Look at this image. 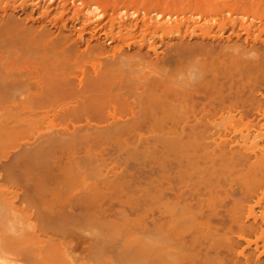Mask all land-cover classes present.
<instances>
[{"label":"rangeland","instance_id":"374dc122","mask_svg":"<svg viewBox=\"0 0 264 264\" xmlns=\"http://www.w3.org/2000/svg\"><path fill=\"white\" fill-rule=\"evenodd\" d=\"M227 31H225L226 33L223 32V34L224 35L227 34L229 32V31L228 32ZM130 34H133V33H130ZM130 34H128L129 36H127V34H125L124 36L123 35L118 36V40L116 39L117 37H115L116 41L114 40L113 42L108 37H107V39L105 38L106 40H104V38L102 37L100 39V41L101 40L103 41L102 43L104 46V48H103L104 54L102 52H99L102 49L100 47L96 46L97 44H95L94 46H92L93 50H91L94 53H91V51L88 52L89 50L84 51V52H78L79 56L78 57L74 56V58L75 57H77V58L72 59V61H70V63H68L67 65L63 66V68L53 67L54 65H49L48 67L43 68L42 66L33 64L31 62H29V63L25 62L23 64L22 63L23 61L19 62V65L17 64V66L19 68L23 69L24 72H27L29 75H31L33 77L31 80V84H30V88H32L33 91H37V87L39 85H42V83H48L47 86H49V87H47V88H51V91L48 94L37 95V96L31 95V96H28V98H27L26 97V93H27L26 88H24L23 91L21 89H19L20 91H18V92H17V90H18L17 89V90H15V94H12L11 97H13V95H14V97L12 99H7L6 102H0V106H7V108L8 107L10 108V113L8 115L5 112L2 113L3 111L2 112L0 111V220L2 221V223L1 222L0 223L2 225H4L3 220H5V224L7 223L6 225H12L13 224L15 227H19L22 229L24 228L25 232L23 230H22V232L24 233V235L27 234L26 235L27 239L29 238L28 235H30L29 241H0V246L3 249V250L2 249L0 250V255L5 258V264H7V261L8 262L10 261L12 263L14 262L13 264H17V263H19V264L20 263L21 264H72V262H71L72 259L70 262L67 258L66 259L68 261L65 260L64 256L60 252V249H58L59 247L60 248L62 247V250L63 249L65 250V247L68 248L67 251L70 250V253L72 250L71 248H73L72 253H71L72 255L64 253V255H68L69 258H70V256L74 255L75 260L73 259V261L75 263H73V264H79L80 262H82V264H156V262H154V257H153L154 250H155L154 243L156 241H124V238L127 235L129 236V234H130V236L131 235L135 236V238L136 237L141 238L142 236L145 237L146 235L147 236L148 235L149 236L154 235V232H155L154 222H155V219L157 220V218L159 217L158 216L159 212L155 206L157 203L155 197H158V194L156 193L158 191L157 186L160 187V184L162 185L161 181H157V180L159 178H160L159 180L163 179L162 180V182H163L162 194L165 195V197L162 196L163 200H164V198H165V200L166 199L173 200V198H175L174 201L177 200L176 202L179 203L181 201V203H182L183 200H180V198H179L181 196H178L180 194L182 196H184L183 193H181V192H186L187 196L185 194V196L183 198V199L187 198L185 200H188L191 197L193 198V200L196 199V201L198 199H201V198H206V197H204L206 194L204 196L199 195L200 197L197 196L199 198H195L196 192L198 194L199 193L202 194V192H203V194H204L205 192H207V187L209 188V186L206 185L207 187L205 190L204 189L205 187L202 188V186H201L202 184H203V186H205V185H204V183L201 182L202 184H200V186L204 190L202 192H200L201 188H200V186L197 185L200 188V190H197L198 187L196 186L197 191L193 192L194 190L192 191V189H193L192 185L196 184V182L191 178L190 180L194 181L195 183H192V181H191V183H192V185L190 183L191 187H190V185H188L189 181L187 179L188 177L186 176V173H185V175H183L184 174V171H183L184 168L182 169V167H185V163L183 162V160L179 161V163H181V162L184 163L183 166L181 165L182 167L179 166L180 164L176 165V163L169 161L166 158L162 162L163 165H161L162 163L160 164L164 168L159 167L158 163H157L158 165L156 164L157 160H155V159L157 158V156L156 157L153 156L156 152L155 151L156 149L153 147H157L156 146V142H157L156 138L157 137H155V136L159 135L162 132V130H163L162 127H160L158 129V128H155V126H154L152 128V130H153L152 131L151 129H149L150 127L146 126V124H141V125L137 126L136 128H132V129H131V127H128L129 130H127V131L118 129V131L120 130L119 132H116L117 130H115V132L114 131L111 132L110 129H112V128H107V126H109V125H110V127L113 126L112 124H115L114 123L115 121H116V123L120 121L119 123L123 122L126 124V122H127L129 124L130 120L133 122V117L135 118L134 115H138L136 117V119L139 118V115H141L142 109L139 105V102H137L138 99H136V101H135L136 97H134V96H136L141 91V89L144 90L143 83H144V85L146 84L145 86L147 87L148 80L150 78H153L154 76H157L158 75L157 73H159L158 70L160 69V67H158V66H155L157 69L153 65L149 66V63L148 64L145 63L144 65H142L144 68L140 67L141 65H137V67H136V66H133V64H131V66H133L134 69L137 68L136 71L134 69H131L128 67L129 66L128 63H131L132 61L128 60L129 58H127V57H129L130 55L136 56V54L138 52L137 49L134 48V47H136L135 45L128 44L131 42V39H132V36H130ZM224 35L222 36V38L220 37L221 39L220 38H215V39L203 38V40H202V38H198V37L195 38L196 36L184 38L186 40L188 38L187 41H194L195 39H198V40L201 39L200 42L202 44H204L206 46L213 47V50L219 49L221 44L223 45L225 43L223 45V46H225L228 44H233V42L235 43V41L237 42V40H238V43L240 44V45L238 44L239 45L238 47L241 46L240 50L239 49H238L239 51L233 50V52H232V51H230V49L228 47L225 46V49L223 48L222 49L223 51L221 50V52H220L221 54L218 53V54H220L219 55L220 59H218L219 57L216 58V56H214V55L212 57L209 56L210 58L208 56H205V55H202V56L200 55V57L194 56L195 58L197 57L196 59L195 58L192 59V57H191V58H188L187 60H185L186 61L185 63H180L179 59H181V57L178 58V55H175L178 59V60H176V57L174 56V53H173L174 52L173 48H171V47L170 48L168 47L169 48L168 49L167 46H163V45L160 46L159 45L157 47V52H158V54H161V57L163 55L162 60H164V61L161 60L162 63L164 64L163 65V67H164L163 71H165V69H173L174 70V71L172 70L173 73L177 72L178 76H179L180 73H182L183 71L186 72V70H187L188 73L190 72L189 74H193V76H187V77L188 78L190 77L191 79H193L195 81H204L205 79L211 78V74H210L211 72L209 73V71H208L206 73V71H207V69H206L205 73H204L203 69H204V67L209 68L210 66L208 67L207 64L209 63V65H210V63H212L211 65L214 66L215 69H217L216 80L218 79V81H216V83H218L217 86H218V89H220L221 94L224 95V98H225L224 100L230 101V99H232L235 102L237 101L235 107L232 108L235 110L227 109L230 111L226 112L224 110L222 112V113L226 112L224 114H222L221 112L217 113L218 115L213 114V115H215L214 116L215 118L217 117L214 120H217L216 123H218L217 125L220 126L221 130L225 129L224 131H221L220 128H218V130L221 131V134H223L224 137H227L228 135H229V137H231L230 134L234 137L237 134V136L240 137V133L238 131L241 130V132L243 131V133H246V127L248 125L247 126H245V125L248 124L247 123L248 119L250 121L252 119V121H253V118H254V121H256V122H257V120L260 119L258 114L255 113L256 111L254 112L255 109H254V106L252 105V103L249 104V103H247V101L245 102V100H247V98H249V96L252 94L254 96H257L256 97L257 99H260V97H261V95H259V93L264 94V66H263L264 65V47H263L264 42H261L262 43V45H261L260 42L259 43L257 42L259 40H256V42H254V41L249 39V41H252L251 43L254 42L252 45L251 43H248L249 41L246 42L247 39L245 40L244 38H242L243 36L240 37L241 38L240 40L237 38H236L237 39L236 40L234 37H230V39H232V40L227 39V41H226V39L224 38L226 36H224ZM134 36L137 37V35H134ZM134 36H133V38H134ZM174 36L175 37L172 36L170 39L167 37L168 40L165 37V40H167V41L172 40L174 42H177L176 40H178L177 39L178 37L176 35H174ZM137 38L140 39L139 35ZM129 39H130V41H129ZM123 42H124V44H123ZM113 43H115V44L113 45ZM117 43L120 45V47ZM157 43H161V42L159 40H157ZM245 43H247V45ZM218 44H219V46H218ZM248 44H251V45H248ZM250 46H252V47H250ZM105 47H106V49H105ZM111 49L113 51H111ZM162 49H163V51H162ZM141 50H142L141 53L143 55L140 53ZM141 50L139 51V54L144 56L143 58L146 59L145 60L146 62L148 60L154 59V54L152 51H149V53L150 52L151 53L147 54L148 51L146 53L144 52V51H146V49L143 48ZM255 50H257V51H255ZM110 51H111V53H110ZM168 51H170V52H168ZM234 51L236 53H238L237 54L238 56L236 55V53H234ZM247 51L249 53H246ZM253 51H254V54H253ZM242 52L245 56L241 54ZM132 53H134L135 55ZM250 53H251V55L253 54L252 57H249V56H251V55H249ZM95 54H97V55H95ZM105 54L107 55L106 59L104 57V56H106ZM126 54L127 55L129 54V56H127ZM151 54H152V56H151ZM256 54H257V56H256ZM80 55H82V56H80ZM118 55H120V56L118 57ZM241 55L243 56V58ZM108 56L111 57L110 61L115 60L112 58V56L113 57L115 56L116 60H117V58L126 57V60H128L127 61L128 63L124 62V66H123V62L120 63L121 65L119 64V62H117V64L115 63V64L110 65V64H108L110 62ZM133 56H130V57L135 59V57H133ZM166 56H167V58H166ZM231 56L233 58H231ZM234 56H235V58H237V57H239V58H237V60H236L234 58ZM246 56H248V57L246 59H244ZM168 57H169V59H168ZM214 57L216 60L213 59ZM255 57L258 59H256ZM206 58L209 60L208 63H206ZM173 59H174V61H173ZM190 59H191V61L189 62ZM198 59H200L202 62H204L201 67H200V65H201L200 63H202V62ZM221 59H222L223 63L220 62ZM225 59L227 60V62ZM230 59H232V60H230ZM124 60H125V58H124ZM171 60H172V62H171ZM161 61H160V63H161ZM237 61H238V63H237ZM215 62H217V63H215ZM105 64L107 66V69H106ZM169 64H170V66H169ZM184 64H185V67H184ZM205 64H206V66H204ZM119 65H120V67H119ZM186 65L187 66L191 65L190 66L191 71H190V68H189V70H188V68H186L187 67ZM250 66H251V68H250ZM121 67L123 69H121ZM150 67L151 68L153 67L152 70ZM194 67H195V69H194ZM181 68H183L184 70H182V72L180 71V73H179L178 71L181 70ZM96 69L98 71H96ZM104 69L107 70V72H108L107 77H106L107 80H105L106 82L102 81L100 83V85L103 83L104 86L102 84L101 85L102 87H101L99 85V83H98V86L97 85L94 86L93 84H91L90 80H92L93 78L96 77L95 73L104 72ZM128 69H131V71H128ZM149 69L151 72L149 71ZM240 69H242V70H240ZM132 71H134L133 72L134 75L132 74ZM153 71H154V73H153ZM161 71L162 70L160 69V73H161ZM166 71H168V70H166ZM169 71H171V70H169ZM172 71L170 73H172ZM129 72H131V76L134 79L130 78L131 76L128 75ZM143 72L145 75L143 74ZM198 72L200 74L202 72V74H204V75H202V74L199 75ZM152 73L153 74L156 73V74L154 76H152L151 75ZM177 73L176 74L174 73L175 76L177 75ZM174 74H173V76H174ZM182 74H184V72ZM186 74H184V75H186ZM82 75L85 77H83ZM91 75H93L95 77H93ZM125 75H126V77H125ZM53 76H56L59 81H57V82L55 80L50 81V77H53ZM148 76H149V78H148ZM230 76L232 77V79H230L231 78ZM64 77L65 78H69V77L74 78L75 80L73 79L74 80L73 82H72V80H70L71 83L69 82V79H66V80H68L70 85L71 84L73 85L74 83L75 84L73 86L72 85L70 86L69 84H67V82H65L66 80L62 82V80L65 79ZM181 77L183 78V75H181ZM126 79L128 80V82H126ZM137 79H139V80L137 81ZM240 79H242L241 80L242 83L240 82ZM45 80H47L48 82ZM129 80H130V83H129ZM145 80H146V82H145ZM131 81L132 82L134 81V83H132ZM64 82L67 84V86L64 84ZM88 82L91 85L87 84ZM139 82L141 83L142 86L140 85ZM178 82H180V81H178ZM105 83L106 84L108 83V84L105 85ZM131 84H133L132 85L133 87H130ZM124 85L127 88L123 87ZM65 86L66 87L70 86L71 88L75 87L77 92L76 91L75 92L67 91L66 94L60 93V95H59V94H55V91H53V89H55L56 87H59L62 89V88H66ZM92 86L95 89H93V88H92L93 90L90 89ZM119 87H120V90L118 89ZM134 87L136 89L138 88V90L139 89L140 90L136 91V89ZM139 87H141V88H139ZM81 88H83V89H81ZM99 88H101L102 90ZM86 89H88L89 92ZM73 90H75V89H73ZM123 90H125V91H123ZM201 90H199V91L201 92ZM210 91L212 92V90H210ZM121 92H122V97H120ZM200 92L198 93L200 95L196 94V96L194 95V97H193L194 98L193 101H195V99H198L197 102L196 101L193 102L195 107L202 106V104L207 102L208 99H209V101L205 104H208L209 102L210 103H212V102L216 103L219 101V100L217 101L216 99L214 101V99L212 97H211L212 99L207 97V96L203 97L202 95H204V94H201ZM212 93H215V92H212ZM91 94H92V97L90 96ZM124 94H125V96L123 97ZM263 94H262V96H264ZM99 95H101V96H99ZM94 96H95V98H94ZM90 97L95 102V104L92 101H89ZM137 97H138V95H137ZM139 97H140V94H139ZM129 98H130V100H129ZM131 98H134V99H131ZM214 98H218V97H214ZM233 98H236V100ZM205 99H207V100H205ZM263 99L264 98L262 97V100ZM86 100H88L89 103H92V105H89V108H88V104H87L88 101L86 102ZM201 101H203V103H201ZM84 102H86V103H84ZM99 102H102V103L99 104ZM262 102H264V101H262ZM189 103L191 104V102H189ZM253 104H254V102H253ZM10 105L12 108L10 107ZM81 105L83 107L85 105V108H87V109L85 110L83 107H81ZM79 107H80V109H84L85 111L80 110L79 112H76L77 109L79 110ZM240 107H242V108H240ZM189 108H191V107H189ZM33 110H34V112H33ZM131 110H132V112H135L134 115L131 113ZM185 111H186V109L184 110V112ZM187 111H186V113L190 112L187 115H190L189 117H191L192 111H190V110L188 112ZM200 112L201 111H199L201 118L205 117L206 114L204 113L205 115H202V113H200ZM235 112H237V113H235ZM199 114H197V115L199 116ZM250 114L253 117H251ZM226 115H228V117H226ZM116 116H118V117H116ZM181 116H182V114H181ZM212 116L211 117L209 116L210 121H213ZM209 117H205V118L209 119ZM112 118H113V120H112ZM115 118H116V120H115ZM191 118H193V116ZM201 118L199 120L204 121L205 118L202 120H201ZM109 119H111V120H109ZM136 119H134V120H136ZM181 119H183V118H181ZM226 119H228V120H226ZM167 120H169V119H167ZM188 120H189V118H188ZM190 120H191V122H192V120L194 121V119H190ZM240 120H242V121H240ZM261 120L262 119L259 120L260 123H261ZM145 121L149 122L148 119H146ZM200 121L198 123H202ZM245 121H246V124H245ZM107 122H109V123H107ZM214 123H215V121H214ZM88 124H90V125H88ZM107 124H109V125H107ZM64 125H66L67 127L65 126V128H63ZM142 125H145V126H142ZM212 125H214V124L212 123ZM242 125L245 127L242 128L241 127ZM166 126H171V125H170V123L167 122ZM219 126H216V127L213 126V127H214V129L216 128V130H217V127H219ZM213 127H212V129H213ZM59 129H60V132H59ZM160 129H161V132H160ZM107 130L110 132H108ZM53 131H54V133H53ZM61 131L64 132V134L65 133L68 134L67 137H70V135L72 136V134H73V136H76V137H74L76 139L73 138L74 140L69 139L70 141L67 140L66 142H63V143L60 142V143H56V144L46 143V140H47V138L50 137V135H51V137H52V135H55L56 133H57L56 135H58V133L59 134L62 133ZM85 131H86V133H85ZM234 131H237L234 133L235 135H233ZM81 132H83L84 135ZM97 132H99V133H97ZM223 132H225V134ZM103 133L104 134L106 133V134L104 135ZM98 134H100V135H98ZM161 135H162V133H161ZM78 136H81V137H78ZM45 137H47V138H45ZM238 138L236 137V139H238ZM216 139H217V137H216ZM207 140H209V139H207ZM211 141L210 140L208 141L210 143V144L208 143V145H207L209 148H210L209 145L212 144ZM212 142H214V141H212ZM261 144L264 145V139H261ZM151 145H152V147H151ZM212 147H213V145H212ZM211 148H210V150H211ZM148 150L149 151L153 150V151H151V153H150V152H147ZM201 163H203V161H200L199 164H201ZM231 167H233V166H231ZM156 169H158V170L156 171ZM178 169L182 170V171L180 172ZM226 170H224V172ZM229 170L227 172H229ZM234 170H237V167H236V169L234 168ZM232 171H233V169H232ZM177 172H178V174H177ZM233 172L231 174H233ZM217 173L220 174L219 172H217ZM234 173H236V172H234ZM221 174H220V176H221ZM231 174H230V172L228 173V175H226V173H225L226 176H224V177H229L228 179L223 177L224 173L221 177L218 176L217 181H219L218 179L220 177L221 186L219 183L214 182V181H216V180H214L216 175L213 177L212 186L214 185V183H216L218 185H216V186L214 185V187H212L210 185V187L214 188V190L216 188H218V190L216 191L218 193L213 192L214 190L212 191V193H214V194L216 193V194L220 195V197L222 196L221 197L222 200H221V198L218 195H216L217 197H219L216 201L218 203L217 204L215 203L216 207L213 204L214 203L213 201H211V202H213L211 204L207 203L208 201L204 202L205 206H207V204L209 205L206 207V209H208V207L211 208V205H212V208L209 212L213 211L212 212L213 216H212V218L211 217L209 218L210 219L209 221L213 222L212 226H214V225L217 226L216 229L218 231L215 229L214 230L217 231L218 233L220 232L221 237L218 236L220 238H222V235H226V233H229V232H226L228 225H225L227 227L224 226L226 229L224 227H222L224 224H228L226 222L230 221V220L228 221V219H229L228 210L229 209H227V211H226V208L231 207V205L234 204L236 199L238 201H239V199H241L240 201L242 203L248 202V203L252 204V202H250V200L249 201H247V199H246V201L244 200L245 197L243 196L242 190H240V188H242L240 181H242V180H240V181L238 179L235 180L237 178V175L234 178H231L232 177ZM179 175H181V176H179ZM182 176L183 177L186 176L187 177L186 179L188 182L185 183L186 180ZM191 176H193V175H191ZM33 177H36V178L40 179L43 183H46L45 187L48 188L47 193H46V199H44L42 201H38L35 196H30V197H28V200H26L27 197H26L24 188H25L26 183ZM155 178H157V179H155ZM193 178H194V176H193ZM182 179H184L183 181L185 184L183 183ZM105 180H106L107 184H105ZM227 181H230L228 183H230L231 185L230 184L228 185L226 183ZM155 182H156V184H155ZM158 182H160L159 185H157ZM237 184H239V186L241 185L240 188H239V186H237ZM154 185H156V186H154ZM184 185H186V186L188 185V187L191 189L192 193L188 192V190H189V189L187 190L188 187H186V186L184 187ZM179 186H181L183 189L184 188L185 189L183 190ZM218 186H220V188ZM212 188H210L208 190H211ZM232 188H233V190H231ZM229 189H230V191H229ZM177 190H178V192H177ZM220 191L222 192V194L224 196L220 193ZM208 192H207V194H208ZM223 192L224 193L226 192V195ZM193 193L195 194V197H194ZM231 193H233L234 195ZM241 193H242V195H241ZM156 194H157V196H155ZM188 194H191V195L189 196ZM174 195L178 196V198L175 197ZM24 196H25V198H24ZM206 196H208V195H206ZM211 197H212V194H211ZM213 197H214V195H213ZM223 197H226V198H223ZM233 198L235 201H233ZM178 199L180 201H178ZM213 199L211 198V200H213ZM215 199H216V197H215ZM242 200H244V201H242ZM184 202H186V201H184ZM187 202H189V201H187ZM191 202H190V204H195V203H193L194 201H191ZM126 203H128V204H126ZM246 203H245V205H246ZM190 204H189V207H193ZM223 204L226 206V208ZM213 205L215 208L213 207ZM243 205L244 204H242V206ZM245 205L243 206L244 208H246ZM195 206H196V204H195ZM202 209H204V207ZM202 209H201V213H202ZM214 209H216L215 211L217 213L214 211ZM243 209H241L243 211V214L241 216L245 215L247 217V211H246L247 209H245V210H243ZM261 209L264 212V209L261 205H258V206L255 205L253 208V211H254L253 213L260 216L262 214ZM13 210L15 211V213H13ZM22 210H24L26 215L24 212H22ZM119 210H120V212H119ZM125 211L127 213H125ZM203 211H205V209ZM242 211H241V213H242ZM214 212H215V214H214ZM244 212H246V214ZM260 212H261V214H260ZM207 213L202 214V215H198L199 219H200V216L202 219L205 218L204 215H206V217L211 216V213L209 216H208L209 213L208 214ZM22 214L25 215L24 216L25 218L23 217ZM198 214H200V213H198ZM216 214H218L217 218H219V221H218V219H216ZM124 215H126V216H124ZM245 216L242 217V219L244 221L248 220L247 223H249V221L250 222L252 221L251 217H247L248 219H246ZM223 217L225 220H223V222H222V220L220 218H223ZM7 218L9 219L8 222H6ZM258 218H262V217H258ZM25 219L27 220V222H29L30 224L32 223L34 226L32 227V224H31L32 228H30V224L27 223ZM202 219H201V221H202ZM206 219H208V218H206ZM211 219H213L214 221H212ZM152 221H154V222L152 223ZM203 221H206V220H203ZM203 221L201 223L202 225L204 224ZM209 221H207V223L209 224L208 227H210V225H211L209 223ZM216 221L221 222V224L223 223V225H221V224L216 225V223H218ZM256 221L259 224V226L260 225H261V227L264 226V223H263L264 220L258 219ZM8 223H10V224H8ZM25 224H27L26 230H25ZM202 225H201V227L206 226V225H204V226H202ZM219 225H221L220 228H219ZM230 225H231L232 229L234 228L233 230H237L235 224L233 225L230 223ZM34 227L37 230L39 229V231L36 230V233H35L34 232L35 230L33 229ZM205 228L206 227H204V229ZM244 228L242 229V231L244 230L245 233L247 232L246 234L243 232V234L245 235V236L243 235V237H245V238H241V239L237 238L238 234L236 233V236H235L233 234L234 231L232 232L233 240L237 241V243L239 244V245L237 244L235 246V249H237V250H240V248H242V246H244V244H246V241L249 239H250V241H258V242L262 241V239H261L262 237L260 236V234L257 233L260 231L259 228L257 230V227H256V231H255V229H254V231L252 229L251 230L252 233H251V231H249L250 229L248 227H247L248 229L246 228V226ZM204 229L202 228V232H204L203 231ZM212 229L213 228H210V230H212ZM224 229H225V232H224ZM40 230L41 231L43 230V232L45 230V236L48 235V237H50V239L52 238L53 243L55 240H58L57 244H59V242L61 243V240H63V239L64 240L71 239L70 241H68V240L65 241V243L67 242V244H68V242H70L69 243L70 245L68 244L66 246V244L63 243V241H64L63 240L61 244H63V246L65 244V246L63 247L62 245L60 246V244H59V247H56L55 245H53V243L51 244L49 241H45V239L43 240V237H45V236H44V234H42L43 232L41 233ZM205 230H208V229H205ZM127 231H128V234H127ZM222 231L225 234H221ZM242 231L240 233H242ZM30 232H32V233H30ZM115 232L116 233L118 232L119 234L118 235L113 234ZM212 232L207 234V236H205V237H203V234H202V236L199 238L201 240L204 239V241H206V240L209 241L208 238H206V237L210 236L209 239L212 238L211 237ZM217 232H216L215 236L213 235L214 236L212 238L213 241H215V239H216L215 237H217V234H218ZM236 232H238V230ZM204 233L206 234L207 232H204ZM33 234H39V237L43 235L42 240L40 239V241H38V239H37V241H33V240H35V238L32 239L33 238L32 236L35 237V235H33ZM40 234H42V235H40ZM92 234L98 235L100 239H98V241L97 240L93 241V240H95V238H94L95 235L93 236ZM50 235H52V236H50ZM187 235L189 236L190 234L187 233L186 236ZM256 235H258L261 240L259 238H257L258 236H256ZM186 236L184 234V237H186ZM48 237H46V240L49 239ZM71 237H73V238H71ZM202 237H203V239H202ZM218 237L216 240H218ZM228 237L231 238V232H230V235ZM77 238H78V240H77ZM220 238L218 241H221ZM52 239H51V241H52ZM75 239H76V241H74ZM186 239H187V237H186ZM186 239H184V240H186ZM226 239H227V237L224 238V240H226ZM231 239H230V241H233ZM201 240H199V241H201ZM186 241H188V240H186ZM201 243H202V241H201ZM54 244H56V243H54ZM76 244H77V246H76ZM71 246H73V247H71ZM195 246H197V245H195ZM69 247H71V248L69 249ZM199 247H200L199 248L200 250L198 249V251L203 252L202 251L203 247L202 246H199ZM251 247L249 250L254 255V257H255V255H258L260 253L259 249L262 248L259 246L258 247L259 249L253 250L254 252H252L253 247L252 248ZM183 248L184 247H182V249ZM211 250H209V251H211ZM219 250L221 251V249H219ZM249 250H247V251H249ZM212 251H211V253L210 252L209 253L212 255L213 254L216 255V250L213 252ZM260 251H261V249H260ZM201 252L199 253V256H200L199 259L200 260L202 259L201 258L202 256L200 255V254H202ZM260 254H262V252ZM260 254H259V258L261 260H263V262H264V257H263L264 254H262L263 256ZM212 255H210V256H212ZM183 258H185V257H183ZM204 258H203V260H204ZM165 260H168V259H165ZM200 260H198V262ZM261 260H260V264H264ZM168 261H166V262H168ZM185 261H187V259L186 260L183 259V261H181L182 264H189L188 261L187 262H185ZM201 261H200V264H201ZM166 262H165V264H166ZM230 262L231 261L228 260V264H230ZM0 264H3V261H0ZM170 264H172V263H170ZM178 264H180V263H178ZM194 264H197V261ZM202 264H203V262H202Z\"/></svg>","mask_w":264,"mask_h":264},{"label":"bare ground","instance_id":"6f19581e","mask_svg":"<svg viewBox=\"0 0 264 264\" xmlns=\"http://www.w3.org/2000/svg\"><path fill=\"white\" fill-rule=\"evenodd\" d=\"M119 1L118 0H0V102H6L7 99H12L14 97V95H13V97H11V96H12V94H15V90H17V89H18L17 90V92H18V91H20L19 89H21L23 91V89L26 88V91H27L26 97L27 98H28V96H31V95L37 96V95L48 94L51 91V88H47V87H49V86H47L48 83H42V85H39L37 87V91H33L32 88H30L31 80L33 77L31 75H29L27 72H24L23 69H21L17 66V64L19 65V62L23 61L22 62L23 64L25 62H28V63L31 62L33 64L40 65L43 68L48 67L49 65H54L53 67L63 68V66L70 63V61H72V59H75L79 56L78 52H84L87 50H89L88 52H90L91 50H93L92 46H94L95 44H97L96 46H98L102 49L99 52L103 53V51H104V49H103L104 46L102 43L103 41L102 40L100 41V39L102 37L104 38V40H106L108 37L113 42L115 40V37H117L116 39L118 40V36H121V35L124 36L125 34H127V36H129L128 34L133 33V34H130V36H132L133 40L131 39V42L128 44H133L136 46V47H134L138 51L137 52L135 50L137 52V54L134 52L136 54V56L130 55V56L135 57V59L130 57L129 54L128 55L126 54L127 56H129V57H127V58H129L128 60L132 61L131 63H128L127 62L128 60H126V57L117 58V60H116V58H115L116 55H115L114 57L112 56V58L115 60L110 61L111 57L108 56L109 61H110L108 64H110V65L115 64V63L117 64V62H119V64H120L123 62V66H124V62H127L129 65L128 67L131 69H134L133 66L137 67V65H141L140 67H143L142 65H144L145 63L146 64L149 63V66L150 65H153L154 67L158 66V67H160V69L162 71L160 73V69H159L158 70L159 73H157L158 74L157 76H154L156 73L153 74L154 73V71H153V73L151 75L154 77L150 78L148 80L147 87L145 86L146 84L144 85V83L141 81L143 83L144 90L141 89V91L139 93L137 92L138 97H137V95L134 96V97H136L135 101H136V99L139 100V101L137 100V102H139V105L142 109L141 115H139V118L136 119V117L138 115H134L135 112H132V110H131V113L135 116V118L132 116L133 122L130 120L129 124L127 122L125 124L123 122L119 123L120 121L117 123H116V121L115 122L113 121L115 124H112L113 126H111V127L109 124H107V125H109V126H107V128H112L113 130L110 129L111 132L112 131L115 132V130H117L116 132H119L120 130H126V131L129 130L128 127H131V129L136 128L137 126H139L141 124H146V126L150 127L149 129H151V130L154 126H155V128H158V129L160 127H162V129L164 130V131L162 130V132H161V129H160V132L162 133V135L160 133L159 134L160 136L159 135L155 136V137H157L156 138V141H157L156 146L157 147H153L156 149L155 151L157 152V153L155 152V154L153 155L155 157L157 156V158L155 159V160H157L156 164L158 163L159 167L164 168L161 165H163L162 162H163V160H165V158L169 161L176 163V165L180 164L179 166H181V165L183 166V164L185 163V167L181 166L182 169L184 168V170H183L184 174L183 175H185V173H186V176L188 177L187 178L186 176H184V177L182 176L186 180L185 183L189 181L188 185H190V183L192 181L190 179L192 178L196 182V184H193V185H192V183H195V182L192 181V183H191L192 188H193L192 191L194 190L193 192L200 190L201 186H202V188L205 187L204 188L205 190H206V187L209 186V188L207 187V192L208 191L209 192H208V194H207V192H205L203 194L202 191L204 189L201 188L200 192H202V194H200V193L198 194L196 192L195 193L196 197H195V194L193 193L195 198H199L200 197L199 195H202V196H204L205 194L208 195V196H206V195L204 196L206 198H201V199H198L197 201L195 198H194L195 200H193L192 197H191L192 199L189 198L188 200H185L187 198L183 199L186 192H181V193H183L184 196H182L181 194L178 195V196L182 197V198L179 197L180 200H183L182 203L179 199H178V201H180L179 203L176 202L177 200L174 201L175 198H173V200H171V199L165 200V198H164V200H163V197H165V195L162 194V189H163L162 188V185H163L162 180L163 179L159 180L160 179L159 178L157 181H161L162 185L160 184L161 188L159 186H157L158 191L157 192L155 191L158 194V197H155V196H157V194L154 196L156 198V202H157L155 206L159 212L158 213L159 217L157 216L158 217L157 220L155 219V222L152 221V223L154 222V224H155L154 235L153 236L152 235L151 236L146 235L145 237L142 236L141 238L136 237L137 238L136 239L135 236H132V235L130 236V234H129V236L127 235L128 237L126 236L124 238V241H156L154 243L155 250H154V255H153L154 262H156V264H165V262L168 260L169 261L166 262V264H168V263L169 264L170 263L182 264L181 261H183V259H185V260L187 259L189 264H192L193 262L196 263V261H197V264L198 263L200 264L201 260H202L201 264H202V262H203V264H228V260H230L232 262V263L230 262V264H260L261 259L259 258V254L261 252H262V254H264V226H262V227H261V225L259 226V224L257 223L256 220H258V219L264 220V212L261 209L262 214L260 212L261 215L258 216L255 213H253L254 212L253 208L255 205L256 206L261 205L264 209V145L261 144V139H264V120H263L264 119V102H262V101H264V99L262 100V97L264 98V96H262L263 93L262 92H261L262 94L259 93V95H261L260 99H257L256 98L257 96H254L252 94L249 96V98H247V100H245V102L247 101V103H249V104L252 103V105L254 106V109H255L254 112L256 111L255 113L258 114L260 119H262L261 123L259 121L260 119L257 120V122L254 121V118H253V121H252V119H251V121L248 119V122H247L248 124H246V121H245V124H246L245 126L248 125L246 127V133H243V131L241 132V130H240V131H238L240 133V137L237 136V134L235 137L230 134V136L232 138L229 137V135L227 137H224V135L221 134V131H224L225 129L221 130L220 126L217 125L218 123H216L217 120H214L217 117L215 118L214 117L215 115H213V114H217L219 112L222 113L224 110L226 112H228L230 110H235L232 108L235 107L237 101L235 102L232 99H230V101L224 100L225 99L224 95L221 94L220 89H218V86H217L218 83H216V81H218V79L216 80L217 69H215L214 66L211 65L212 63H210V65H209V63H208L209 60L206 58V63H208L207 66L208 67L210 66V67L205 68L204 67V66H206V64H205L203 66L204 67L203 71L205 73V70L207 69L206 73L208 71H209V73L211 72L210 73L211 78L205 79V80L203 79L204 81H195V80L191 79L190 77L189 78L187 77V76H193V74H189L190 72L188 73L187 70H186V72L183 71L184 74L187 73L186 75L182 74L183 73L182 70H184L183 68H181V70L178 71L179 73H180V71L182 72L179 75L180 77L178 76L177 72H174L175 74L177 73V75L175 76V74L173 73V71H174L173 69H165V71H163L164 70V67H163L164 64L162 63V61H164V60H162L163 55L161 57V54H158L157 47L159 45L160 46L163 45V46H167V48L168 47L173 48L174 56L178 55V58L181 57V59H179L180 63H185L186 62L185 60H187L188 58L192 57V59H194L195 58L194 56L200 57V55L201 56L205 55L208 57L209 56L212 57L214 55V56H216V58L219 57L218 59H220V56H219L221 54L220 52L223 48L225 49V46L228 47L230 49V51H232V52H233V50H235V51L238 49L240 50L241 46L238 47L240 44L238 43L237 39L240 40L241 36H243L242 38H244L245 40L247 39L246 42H248L249 39L254 41V42H256V40H259V41H257L258 43L264 42V0H119ZM225 31L228 32L227 33L228 35L223 34V32H225ZM134 35H137V37L139 35L140 39H138ZM174 35H176L178 37L177 38L178 40H176L177 42H174L172 40L167 41L168 38L170 39L172 36L175 37ZM223 35L226 36V37H224L226 39V41H227V39L232 40V39H230V37H234L235 39L237 38L236 39L237 42L235 41V43L233 42V44H228V45L223 46L225 44L224 43L223 45L221 44L219 49L213 50V47L206 46V45L202 44L200 42L201 39L200 40L195 39L194 41H187L188 38H187V40L184 39L185 37H193V36H196L195 38H197V37L202 38V40H203V38L215 39V38H220V37L222 38ZM133 36L135 39L133 38ZM165 37L166 38L168 37L167 40H165ZM157 40H159L161 43H157ZM129 41H130V39H129ZM252 41H249L248 43H251ZM253 43H251V44L253 45ZM114 44L115 43H113V45ZM123 44H124V42H123ZM245 44L247 45V43H245ZM251 44H248V45H251ZM261 45H262V43H261ZM218 46H219V44H218ZM119 47H120V45H119ZM250 47H252V46H250ZM143 48L146 49V51H144L145 53L148 51L147 54L149 53V51H152L154 54V59L148 60L146 62L145 61L146 59L143 58L144 56H142L143 54L141 53L142 52L141 49H143ZM105 49H106V47H105ZM111 51H113V50L111 49ZM111 51H110V53H111ZM139 51L142 55L139 54ZM162 51H163V49H162ZM235 51H234V53H236ZM255 51H257V50H255ZM168 52H170V51H168ZM91 53H94V52L91 51ZM134 53H132V54H134ZM218 53H220V54H218ZM246 53H249V52L247 51ZM237 54L238 53H236V55ZM241 54L244 55L243 52ZM253 54H254V51H253ZM95 55H97V54H95ZM249 55H251V53ZM252 55L249 57H252ZM74 56H77V57L74 58ZM80 56H82V55H80ZM119 56L120 55H118V57ZM151 56H152V54H151ZM256 56H257V54H256ZM104 57L106 59L107 55ZM247 57L248 56H246L244 59H246ZM124 58L126 61L124 60ZM166 58H167V56H166ZM231 58H233V57L231 56ZM234 58H235V56H234ZM237 58H239V57H237ZM237 58H235V59L237 60ZM242 58H243V56H242ZM168 59H169V57H168ZM174 59H173V61H174ZM213 59H215V57ZM256 59H258V58H256ZM176 60H178L177 57H176ZM198 60H200V59H198ZM230 60H232V59H230ZM160 61H161V63H160ZM190 61H191V59L189 60V62ZM171 62H172V60H171ZM220 62H222V59ZM226 62H227V60H226ZM203 63L204 62L200 63L201 65L199 64L200 67L202 66ZM215 63H217V62H215ZM237 63H238V61H237ZM131 64H133V66H131ZM120 65H119V67H120ZM105 66H106V64H105ZM169 66H170V64H169ZM190 66H187L186 68H188V70H189ZM184 67H185V64H184ZM152 68H151V70H152ZM250 68H251V66H250ZM97 69H96V71H98ZM106 69H107V66H106ZM121 69H123V68L121 67ZM131 69H128V71H131ZM194 69H195V67H194ZM134 70L136 71L137 68ZM166 70H168V71H166ZM169 70H171V71L173 70L172 73L174 74V76L172 73H170L171 71H169ZM240 70H242V69H240ZM149 71H150V69H149ZM190 71H191V68H190ZM133 72L134 71H132V74H133ZM107 73H108L107 70L104 69V72L95 73L96 77L91 75L95 78L90 80L91 81L90 83L93 84L94 86H96V85L98 86V83L100 85V83L102 81L104 82L105 80H107V78H106ZM143 74H144V72H143ZM201 74H202V72H201ZM201 74L199 73V75H201ZM128 75L131 76V72H129ZM181 75H183V78L181 77ZM202 75H204V74H202ZM83 77H85V76H83ZM125 77H126V75H125ZM130 78H133V77L131 76ZM148 78H149V76H148ZM66 79H69L70 83H71L70 80H72V82L75 80L74 78L69 77V78H65L64 80H62V82L65 81ZM139 79H137V81ZM230 79H232V77ZM47 80H45V81H47ZM52 80H55L56 82L59 81L56 76L50 77V81H52ZM177 80L180 82H178ZM241 80L242 79H240V82L242 83ZM65 82H67V84H69L68 80H66ZM65 82H64V84L67 86V84ZM126 82H128L127 79H126ZM145 82H146V80H145ZM129 83H130V80H129ZM132 83H134V81ZM87 84H89V82ZM91 84H89V85H91ZM107 84L105 83V85H107ZM132 85L133 84H131V86L130 85L129 86L133 87ZM140 85H141V83H140ZM70 86L66 87V88H62V89L59 87H56L55 89H53V91H55V94H59V95H60V93L66 94L67 91L75 92L76 88L75 87L71 88ZM103 86H104V84H103ZM123 87H126V86L124 85ZM92 88H93V86L90 89H92ZM139 88H141V87H139ZM73 89H75V90H73ZM81 89H83V88H81ZM88 89H86V90H88ZM93 89H95V88H93ZM99 89H101V88H99ZM118 89L120 90V87ZM137 90H138V88L136 89V91ZM199 90H201V92ZM210 90H212V92H215V93H212ZM123 91H125V90H123ZM88 92H89V90H88ZM199 92L201 94H204V95H202L203 97L204 96H207L209 98L212 97L214 99V101H215V99L217 101L218 100L219 101L216 102L217 104L215 102H212V101H211L212 103L209 102L208 104H205L209 101V99L206 97L208 99L207 102L202 104V106H198L199 108L195 107L193 102H195V101L197 102L198 99H195V101H193L194 100L193 97H194V95L196 96V94H198ZM139 94H140V97H139ZM198 95H200V94H198ZM90 96L92 97V94ZM99 96H101V95H99ZM124 96H125V94L123 95V97ZM91 97H90V99L88 98L89 101H92L95 104V102L91 99ZM120 97H122V92H121ZM214 97H218V98H214ZM94 98H95V96H94ZM131 99H134V98H131ZM207 99H205V100H207ZM233 99L236 100V98H233ZM129 100H130V98H129ZM87 101L88 100H86V102ZM89 101L87 103L88 108H89V105H92V103H89ZM203 101H201V103H203ZM86 102H84V103H86ZM189 102H191V104ZM253 102H254V104H253ZM100 103H102V102H99V104ZM0 107H1L0 111L1 112L3 111L2 113L5 112L7 115L10 113L9 107L8 108H7V106H0ZM10 107H11V105H10ZM81 107H83V106L81 105ZM189 107H191V108H189ZM83 108L85 110L87 109V108H85V105ZM240 108H242V107H240ZM84 109H80V107H79V110L77 109L76 112H79L80 110H84ZM185 109H186V111L188 109L190 111H192L191 113H192L193 118H191L192 116L189 117L190 115H187L190 113V112H188L189 110L187 111L188 113H186V111L184 112ZM227 109H230V110H227ZM199 111H201L200 113H202V115L206 114L205 117H209V116L211 117L213 115L212 116L213 121H210V117H209V119H207L205 117L201 118ZM33 112H34V110H33ZM226 112H224V113H226ZM196 113L199 114L200 117ZM224 113H222V114H224ZM235 113H237V112H235ZM181 114L183 117L181 116ZM250 116H251V114H250ZM116 117H118V116H116ZM226 117H228V115H226ZM251 117H253V116H251ZM113 118H112V120H113ZM181 118H183V119H181ZM188 118H189V120H188ZM200 118H201V120L204 118L205 119H204V121L203 120L200 121L199 120ZM134 119H136V120H134ZM146 119H148L149 122H146L145 121ZM167 119H169L170 121ZM190 119H194L195 122L192 120V122H193L192 123ZM109 120H111V119H109ZM115 120H116V118H115ZM226 120H228V119H226ZM199 121L202 123H198ZM214 121H215V123H214ZM240 121H242V120H240ZM167 122L170 123L171 126H166ZM107 123H109V122H107ZM212 123L214 125H212ZM66 125H64L63 128H65ZM88 125H90V124H88ZM243 125L241 126L242 128L245 127ZM142 126H145V125H142ZM213 126H215V127L219 126V127H217V130H216V128L214 129ZM212 127H213V129H212ZM218 128H220L221 131L218 130ZM118 129H120V130L118 131ZM59 132H60V129H59ZM108 132H110V131H108ZM235 132H237V131H234L233 135H235L234 134ZM53 133H54V131H53ZM81 133H83V132H81ZM85 133H86V131H85ZM97 133H99V132H97ZM223 133L225 134V132H223ZM56 134L52 135V137L50 135L49 138L45 137V138H47L46 143L56 144V143H60V142H62V143L66 142L67 140L70 141L69 139H72V140L76 139V138H74L76 136H73V134H72V136L70 135V137H67L68 134H66V133L64 134V132H62L60 134L58 133V135H56ZM83 135H84V133H83ZM98 135H100V134H98ZM78 137H81V136H78ZM216 137H217V139H216ZM236 137L237 138L239 137V138L236 139ZM207 139H209L210 141L211 140L214 141V142L211 141L212 144L209 145L210 148L213 145L211 150L207 146L209 143L208 142L209 140H207ZM152 145H151V147H152ZM151 151H153V150H151ZM151 151L148 150L147 152L151 153ZM180 160H183L184 163H182V162L179 163ZM200 161H203V163L199 164ZM231 166H233L235 169L237 167V170H234V168ZM223 169L224 170L227 169V170L224 172ZM232 169L236 173H234L232 171ZM157 170L158 169H156V171ZM228 170H229L230 174L233 172V174H231V176H232L231 178H234L237 175V178L235 180H237V179L239 181L242 180V181H240L241 185H242V186L241 185L240 186L242 188H240L239 184H237V186H239L240 190H242V193H243V196L245 197V199L242 196L241 197L245 201H246V199H247V201L250 200V202H252V204H250L248 202H247L248 203L247 204L245 202L246 203V205H245V203H242L240 201L241 199H239V201L236 199V201H237L236 202L234 200V198H233V201H235V202L233 205H231V207L226 208V206L224 205L225 203L223 204L226 208V211H227V209H229L228 210V212H229L228 221L229 220L230 221L226 222L228 224L223 225V223L221 224V222H218L219 218H217L218 214H216V219H218V221H216V222H218V223H216V225L221 224V225H223L222 227H224L225 225H228V227L227 226H225V227H227V230H228V231L226 230V232H229V233H226V235H222V238H223L222 239V238H220L221 237L220 232L219 233L217 232L218 231L216 229L217 226H215L214 224H213L214 226H212L213 222L209 221L210 220L209 218L210 217L212 218V216H213V213H212L213 211L209 212L212 208V205H211V208L208 207V209H206V207L209 205L207 204V206H205L204 202L208 201L207 203H210V204L214 202L213 204L216 207V204L218 203L216 201L220 197V195L216 194V193H218V192H216L218 190V188L215 187L216 189L214 190V188H212V187H214V185L215 186L218 185L216 183L220 184V177L223 175V173H224L223 177L228 175V173H229V172H227ZM179 171L181 172L182 170H179ZM217 172H219L220 174L222 173L221 176ZM225 173H226V175H225ZM177 174H178V172H177ZM181 175H179V176H181ZM191 175H193L195 179ZM215 175H216V177L214 178V180H216V181H214V182H216V183H214V185L212 186L213 177ZM218 176H220L218 179L219 181H217ZM186 178L188 179V181ZM224 178L228 179L229 177H224ZM155 179H157V178H155ZM183 180L184 179H182V181ZM201 182L204 183L205 186H203V184ZM228 182H230V181L226 182L229 185L230 183H228ZM159 183L160 182H158L157 185H159ZM183 183H184V181H183ZM45 184L46 183H43L40 179H38L36 177L31 178L26 183L25 188H24V191H25V194L27 197L26 200H28V197H30V196H35L38 201H42V200L46 199V193H47L48 188L45 187ZM105 184H107L106 180H105ZM155 184H156V182H155ZM200 184H202V185L200 186ZM188 185L187 186L184 185V187L185 186L188 187ZM191 185H190V187H191ZM197 185L200 186V188ZM210 185L212 187H210ZM154 186H156V185H154ZM196 186L198 187V189L196 188ZM220 186H221V184H220ZM220 186H218V187L220 188ZM179 187H181V186H179ZM210 188H212V189L208 190ZM233 188L231 190H233ZM178 190H177V192H178ZM187 190H188V192L192 193L191 189L189 187L187 188ZM212 191L216 192V193L214 194V193H212ZM229 191H230V189H229ZM220 193L222 194L221 191H220ZM242 193H241V195H242ZM211 194H212V197H211ZM224 194L226 195V192ZM231 194H233V193H231ZM188 195L190 196L191 194H188ZM213 195H214V197H213ZM216 195H218L219 197H217ZM178 196H175V197L178 198ZM186 196H187V194H186ZM197 196H199V197H197ZM215 197H216V199H215ZM24 198H25V196H24ZM211 198L212 199L214 198V199L211 200ZM223 198H226V197H223ZM221 200H222V198H221ZM244 200H242V201H244ZM184 201H186V202H184ZM187 201H189V202H187ZM191 201H194L193 203H195L196 206H195V204H190ZM211 201H213V202H211ZM126 204H128V203H126ZM189 204L193 207H189ZM242 204H244L246 206V208H244L243 207L244 205L242 206ZM214 205H213V207H214ZM201 207L202 208L204 207L205 211H203L204 209H202ZM201 209H202V213H201ZM216 209H214V211ZM241 209H243V210L247 209L246 210L247 211V217L252 218L251 222L249 221V223H247L248 220L244 221L242 219V217L245 215L241 216L243 214V211ZM241 211H242V213H241ZM22 212H24V210H22ZM119 212H120V210H119ZM205 212L208 214V216L211 213V216L206 217V215H204L205 218L202 216L204 219H202L201 216L199 219L198 215L206 214ZM215 212H214V214H215ZM13 213H15L14 210H13ZM125 213H127V212L125 211ZM198 213H200V214H198ZM244 213L246 214V212H244ZM25 215H26V213H25ZM25 215H23V217ZM124 216H126V215H124ZM257 216L262 217V218H258ZM247 217H246V219H248ZM206 218H208V219H206ZM201 219H202V221L206 220V221H203L204 222L203 225L201 224L202 223ZM220 219L222 220V222H223V220H225L224 217L220 218ZM8 220L9 219L7 218L6 222H8ZM27 220H26V222H27ZM211 220L214 221L213 219H211ZM3 221H4L3 222L4 225L1 224L2 221L0 220V222H1L0 223V241H29L30 235H28L29 238L27 239L26 238L27 234L24 235V233L22 232V230L24 231V228L22 229L19 227H15L13 224L12 225H6L7 223L5 224V220H3ZM207 221H209V223L211 224L210 227H208L209 224L207 223ZM27 223H29V222H27ZM230 223L233 225L235 224L238 232H236L237 230H233L234 228L232 229ZM8 224H10V223H8ZM31 224H30V228H32L34 226L32 224V227H31ZM26 225L27 224H25V230H26ZM201 225L202 226L206 225L204 227H206L205 229H208V230H205L204 227H201ZM221 225H219V228ZM245 226H246V228L248 227L250 229L249 231H251L252 229H253V231H254V229L256 231V227H257V230L259 228L260 231L257 233L260 234V236L262 237L261 238L262 241H260V242L250 241V239H249L246 241V244H244V246H242V248H240V250H237V249H235V246L238 243H237V241L233 240L232 232L234 231L233 234L235 236H236V233L238 234L237 238H240V239L245 238V237H243L244 230L242 231V229ZM202 228L204 229L203 230L204 232H207L206 234L204 232H202ZM210 228H213V229L210 230ZM33 229L35 230L34 232L36 233L37 229L35 227ZM214 229L217 231H215ZM225 229H224V232H225ZM37 231H39V229ZM241 231H242V233H240ZM42 232H43V230L41 231V233ZM210 232L213 233V234L211 233L212 238L216 235V232H217L219 234V235L217 234V237L220 236V237H218V240L220 238L221 241L216 240L217 237H215L216 239L214 238L215 241H213L212 238L209 239V237H210L209 235H208L209 237H206V238H208L209 241H207V240L204 241L203 237L207 236V234H209ZM230 232H231V238L232 239L230 237H228L230 235ZM30 233H32V232H30ZM187 233L190 235L186 236ZM251 233H252V231H251ZM42 234H44V236H45V230ZM42 234H40V235H42ZM113 234L118 235L119 233L115 232ZM127 234H128V231H127ZM184 234L187 237V239H186V237H184ZM202 234H203V237H202L203 240H201L199 238L202 236ZM221 234H225V233H223V231H222ZM33 235H35V237L34 236H32L33 238L31 237L32 239L35 238V240H33V241H37V239H38V241H40V239L42 240L43 235L40 237H39V234H33ZM92 235L93 236L95 235L94 236L95 240H93V241H96V240L98 241V239H100L98 235H96V234H92ZM50 236H52V235H50ZM225 236L227 237L226 240H224V238H226ZM256 236H258V235H256ZM46 237H48V235L43 237V240L45 239V241H49L52 244L53 239L51 238L52 239V241H51L50 237H48L49 239L46 240ZM71 238H73V237H71ZM257 238L260 239L259 236ZM184 239H186L188 241H186ZM198 239L201 240L202 243ZM230 239L233 241H230ZM63 240H61V243ZM67 240H64L63 243H65V241H67ZM70 240L71 239H69L68 241H70ZM77 240H78V238H77ZM74 241H76V239ZM57 242H58V240H55L54 243H56V244L53 243V245H55L56 247H59V244H60V246L61 245L63 246V244H61L60 242H59V244H57ZM69 243L70 242H68V244ZM65 244H66V246L68 245L67 242ZM65 244H64V246H65ZM195 245H197V246H195ZM73 246H71V247H73ZM76 246H77V244H76ZM199 246L203 247V250L201 249L203 252L198 251V249L200 248ZM259 246L262 247V248H260L261 251L258 248ZM71 247H69V249ZM182 247H184L185 249L184 248L182 249ZM250 247L252 248V252H254L253 250L259 249L260 253L258 252L259 254L255 255V257H254V255L249 250ZM1 249L2 248L0 246V250ZM58 249H60V252L64 256L65 260L68 259L70 262L72 259V261H71L72 264L75 263L73 261V259L75 258L74 255L70 256V258L68 257V255H64V253L72 255L71 253H72L73 248H71L72 249L71 253H70V250L67 251L68 248H66V247H65V250L64 249L62 250V247L61 248L59 247ZM211 249L213 251L216 250L217 256L215 254H213L214 256L212 254H210L212 251ZM219 249H221V251ZM246 249L249 251H247ZM209 250H211V251H209ZM200 252L202 253V254H200L202 256L201 260L199 259V257H200L199 253ZM262 254H260V255H262ZM210 255H212V256H210ZM183 257H185V258H183ZM203 258H204V260H203ZM165 259H168V260H165ZM197 259L200 261L198 262ZM0 261H3V264H5V258L1 255H0ZM187 261H185V262H187ZM261 261L263 262V260H261ZM13 263L10 261L9 262L7 261V264H13ZM17 264H19V263H17ZM79 264H82V262H80Z\"/></svg>","mask_w":264,"mask_h":264}]
</instances>
